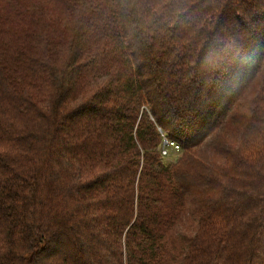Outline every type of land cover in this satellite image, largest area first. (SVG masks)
Here are the masks:
<instances>
[{"label":"trees","instance_id":"16d2710c","mask_svg":"<svg viewBox=\"0 0 264 264\" xmlns=\"http://www.w3.org/2000/svg\"><path fill=\"white\" fill-rule=\"evenodd\" d=\"M0 264H264V0H0Z\"/></svg>","mask_w":264,"mask_h":264},{"label":"built area","instance_id":"2783aa9c","mask_svg":"<svg viewBox=\"0 0 264 264\" xmlns=\"http://www.w3.org/2000/svg\"><path fill=\"white\" fill-rule=\"evenodd\" d=\"M171 147H175V150L178 151L180 150L179 144L175 143L174 141L169 140L167 137H163V144L161 147V152L163 156H168L169 155V150Z\"/></svg>","mask_w":264,"mask_h":264},{"label":"rangeland","instance_id":"374dc122","mask_svg":"<svg viewBox=\"0 0 264 264\" xmlns=\"http://www.w3.org/2000/svg\"><path fill=\"white\" fill-rule=\"evenodd\" d=\"M169 152V155L165 157V161L168 163H173L181 156V148L180 150L176 151L175 147H171Z\"/></svg>","mask_w":264,"mask_h":264}]
</instances>
